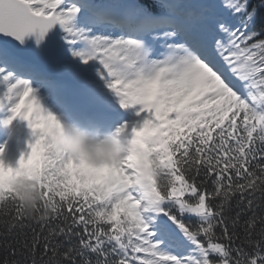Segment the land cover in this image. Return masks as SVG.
Returning a JSON list of instances; mask_svg holds the SVG:
<instances>
[{
  "label": "snow or ice",
  "instance_id": "6c2138e0",
  "mask_svg": "<svg viewBox=\"0 0 264 264\" xmlns=\"http://www.w3.org/2000/svg\"><path fill=\"white\" fill-rule=\"evenodd\" d=\"M69 81L138 108L114 166L51 144L60 123L38 94ZM0 117L34 137L15 167L0 148L7 230L29 220L18 178L55 208L22 241L31 264H264V0H0Z\"/></svg>",
  "mask_w": 264,
  "mask_h": 264
},
{
  "label": "clouds",
  "instance_id": "9594fccd",
  "mask_svg": "<svg viewBox=\"0 0 264 264\" xmlns=\"http://www.w3.org/2000/svg\"><path fill=\"white\" fill-rule=\"evenodd\" d=\"M0 130L11 140L16 135L13 124L0 121ZM49 140L59 153H67L71 159L92 168H108L119 163L129 153V143L118 131L110 135L92 134L75 127L60 123L59 127L48 130ZM137 186L143 187L144 180L136 178ZM16 202L21 206L22 214L29 220L46 221L55 211L48 203L44 207L45 197L38 181L18 178L14 184Z\"/></svg>",
  "mask_w": 264,
  "mask_h": 264
},
{
  "label": "trees",
  "instance_id": "16d2710c",
  "mask_svg": "<svg viewBox=\"0 0 264 264\" xmlns=\"http://www.w3.org/2000/svg\"><path fill=\"white\" fill-rule=\"evenodd\" d=\"M219 1V0H218ZM258 0H253V3H257ZM73 83V82H72ZM84 89H89L96 94L97 96L100 94L101 96H105L108 98V101L114 100L117 97H115L113 94L109 93L106 89L104 91H99L90 87H87L83 85ZM98 98V97H95ZM19 131L24 133L28 138L30 137L28 143H32L34 141L33 134L31 132V129L28 127L27 122L23 123L19 127ZM31 133V134H30ZM24 154H16L14 155L11 166L15 167L17 165L18 160L20 159V156ZM25 157L27 155H24ZM160 180L165 179L163 175V171L160 173ZM258 195V194H257ZM238 199V198H237ZM258 203L261 205L257 209V214L258 215H264V199H261L258 201ZM4 209L0 208V213H3ZM239 211V208L236 206V200L232 201V207L231 209L226 213L227 216L233 217L235 216L236 212ZM250 212H246L242 214L240 218V225L237 226L236 231L240 235V237H243V222L250 216ZM10 216H5V215H0V264H3L5 260L7 261H20V264H31V258L28 256V253L22 248V241L25 238L30 239L32 236L33 230L39 232L41 229V224L42 222H34L30 220H25V227L20 228L19 226L13 228L11 232L7 230V224L4 223L5 220H10ZM193 221L195 218H192ZM54 225L55 222H52ZM47 232V227H45V234ZM61 242H63L61 238ZM6 245H11V248H16L19 249L20 251L16 255H12L11 248H7ZM235 246H240L243 247L245 251L251 252L252 249L247 246L246 244H242L240 240L236 242ZM20 252H23V255L20 254ZM38 264H46L48 257L44 256L43 259H41V253L38 251L37 256H36Z\"/></svg>",
  "mask_w": 264,
  "mask_h": 264
},
{
  "label": "rangeland",
  "instance_id": "374dc122",
  "mask_svg": "<svg viewBox=\"0 0 264 264\" xmlns=\"http://www.w3.org/2000/svg\"><path fill=\"white\" fill-rule=\"evenodd\" d=\"M39 99L41 101V105L44 109H47L52 115H54L58 122L62 125H67L69 127H75V125L71 122L69 115H66L63 111L68 105H72L74 108H81L85 104L82 102V98L78 96L67 97L64 93L61 92L60 86L58 90L53 95H46L43 91L39 94ZM63 98V99H61ZM118 99V98H117ZM111 104L116 105V103L112 102ZM120 107V105H119ZM121 108V107H120ZM96 111V108H93ZM133 113L130 112L129 109H121L120 111L114 107H110L107 110H104L101 113L102 118H104L107 122L115 123V131L123 124H125V117H130L132 120L134 115L136 116V111L138 108H132ZM3 117H0L2 119ZM113 119V121H112ZM140 119H138L139 121ZM137 121V122H138ZM137 122L133 125L129 124V129L136 125ZM23 121L15 120L12 124L16 128V135L13 139L9 140L4 134L3 130H0V148H3V160L6 164L10 165L11 160L15 154H24L28 155L30 152V147L28 143L27 136L19 131V127L22 125ZM77 128V127H75ZM129 135H123L121 138L128 140Z\"/></svg>",
  "mask_w": 264,
  "mask_h": 264
}]
</instances>
